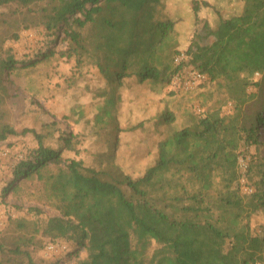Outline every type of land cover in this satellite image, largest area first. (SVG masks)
<instances>
[{
	"label": "trees",
	"instance_id": "1",
	"mask_svg": "<svg viewBox=\"0 0 264 264\" xmlns=\"http://www.w3.org/2000/svg\"><path fill=\"white\" fill-rule=\"evenodd\" d=\"M243 1L240 14L210 29L198 16L200 4L209 3L193 0L194 34L178 50L176 22L162 13L163 0H0L8 8L0 13V50L22 30L40 28L48 38L33 58L16 60L4 49L0 87L14 69L65 58L77 74L83 65L93 66L113 94L106 105L103 88L92 118H84L81 106L71 108L77 122L93 123L95 134L60 133L54 120L38 130L24 128L34 146L25 149L0 190L4 198L25 189L27 200L52 205L60 216L48 228L53 237L74 243L68 259L84 250L74 264H264V226H250L251 215L264 212V0ZM58 35L64 49L51 47ZM181 51L186 59L175 63ZM190 64L211 80L221 78L230 113L214 110L177 128L165 102L134 124L123 121L121 108L132 104L122 90L139 86L157 95ZM146 122L166 131L148 151L150 162L131 174L117 162L119 133ZM104 130L110 138L98 134ZM16 133L0 125V143ZM87 136L96 145L95 164L86 165L81 156ZM249 147L254 151L246 160V180L252 191L243 193L239 150ZM33 218H9V231H0V264H45L34 257L39 247L28 238L37 231Z\"/></svg>",
	"mask_w": 264,
	"mask_h": 264
},
{
	"label": "rangeland",
	"instance_id": "2",
	"mask_svg": "<svg viewBox=\"0 0 264 264\" xmlns=\"http://www.w3.org/2000/svg\"><path fill=\"white\" fill-rule=\"evenodd\" d=\"M202 1L196 0L198 4ZM206 1L209 5L200 4L198 16L207 22L210 29H214L221 20L240 14L244 6L243 0ZM192 2L193 0H163L162 13L176 22L178 50H184L194 34L195 21L191 8ZM6 9L8 8L0 7V13L5 12ZM42 40L46 41L48 38L43 36V31L40 28L22 30L18 40H7L2 45L3 49L0 50V54L4 53V49L10 48L16 60L33 58L32 56H35L43 48ZM51 47L56 49L66 47V41L62 39V35H58ZM187 66L192 67L191 64ZM76 72L71 60L50 58L34 67L14 69L9 74L2 76L0 125H10L17 133L9 135L4 142L0 143V190L3 179L10 175L11 169L22 157L25 149L34 146L32 136L27 132L21 133L24 128L38 130L42 123L54 120L60 133L95 134V130L91 129L93 123L87 124L85 119L77 122L78 116L71 111V108L72 106L74 108L81 106L84 118H92L97 108H100L97 104L101 101L103 88L106 93L104 95L106 105L112 101L113 94H110V87L103 86V80L93 66L85 64L79 74ZM257 76L258 74L255 73L254 77ZM217 81L222 82L221 78L211 80L207 76V79L197 87L177 92L170 90L168 85L157 95L149 88L131 86L121 91L122 98L132 104L130 107L121 108V112L125 114L123 121L128 119L130 122L128 124H134L153 115L160 108V103L164 104L165 102L175 114L174 126L177 128L188 123L187 121L193 122L199 116L214 110H219L221 114H228L230 113V102L226 103L228 98L225 88L220 86ZM170 93H174V95L171 97ZM33 100H36L38 104H34ZM198 108L200 111L197 110ZM104 125L106 126V124ZM165 131L164 126L152 124L151 127L149 122H146V125L144 124L141 129L119 133L121 135L116 152L117 162L131 174L140 173L151 160L150 152L154 151L156 140L164 135ZM98 134H109L110 138L112 133L110 130H104ZM82 146L84 152L81 156L85 160V164H95L97 159L93 155L96 145L89 136L86 137ZM107 148L109 159L112 161L113 145L109 144ZM149 150L150 152H148ZM239 151L241 152L239 158L248 161L254 150L253 147H249L248 150L241 148ZM65 154L68 156L70 153L65 152ZM247 184H249L248 181ZM26 197L27 199L31 198L25 189L16 195L7 193L4 198L0 195V231H9L11 227L9 218L25 216L32 219L34 217L37 231L30 232L28 238L39 247L34 254L37 260L44 261L45 264L54 261H59L60 264H74L83 257L84 250L81 249L76 258L68 259L66 253L72 249L74 243L65 237L52 236L48 226L51 219L60 216L58 211L50 204L37 202L33 198L32 201H29ZM29 206L39 208L40 212L33 216L32 212L34 211L27 210ZM250 226L257 229L259 226H264V212L252 214ZM52 238H59L60 244H66V249L46 253L44 247ZM153 247L154 245L151 249Z\"/></svg>",
	"mask_w": 264,
	"mask_h": 264
},
{
	"label": "built area",
	"instance_id": "3",
	"mask_svg": "<svg viewBox=\"0 0 264 264\" xmlns=\"http://www.w3.org/2000/svg\"><path fill=\"white\" fill-rule=\"evenodd\" d=\"M186 59V55L184 51L179 52L175 58L174 62L179 63ZM207 79V75L193 67H189L187 65H184L178 73H176L170 83L169 87L172 91H179V90H189L194 87H197L200 83L205 81ZM230 105V104H229ZM200 111V108L197 109ZM238 167L240 172V178H239V185L240 190L243 193H248L252 191V186L247 184L246 180V170H247V162L243 158H238ZM46 253H52L57 252L58 250H64L66 249V244H60V241L56 242H48L46 246L44 247Z\"/></svg>",
	"mask_w": 264,
	"mask_h": 264
}]
</instances>
